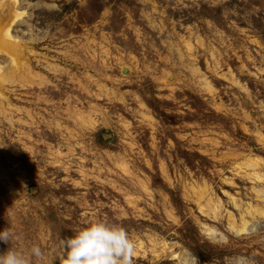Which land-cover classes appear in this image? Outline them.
<instances>
[{
  "label": "rangeland",
  "instance_id": "1",
  "mask_svg": "<svg viewBox=\"0 0 264 264\" xmlns=\"http://www.w3.org/2000/svg\"><path fill=\"white\" fill-rule=\"evenodd\" d=\"M17 10L30 70L0 88L13 246L59 264L60 241L104 218L134 239V264H264V0ZM0 65L13 71L8 55Z\"/></svg>",
  "mask_w": 264,
  "mask_h": 264
},
{
  "label": "clouds",
  "instance_id": "2",
  "mask_svg": "<svg viewBox=\"0 0 264 264\" xmlns=\"http://www.w3.org/2000/svg\"><path fill=\"white\" fill-rule=\"evenodd\" d=\"M16 234L12 228L0 232V241L11 247L0 254V264H41L45 252L33 245L25 253L13 246ZM65 254L59 264H134L135 241L118 223L101 218L80 229L70 238L62 239Z\"/></svg>",
  "mask_w": 264,
  "mask_h": 264
},
{
  "label": "bare ground",
  "instance_id": "3",
  "mask_svg": "<svg viewBox=\"0 0 264 264\" xmlns=\"http://www.w3.org/2000/svg\"><path fill=\"white\" fill-rule=\"evenodd\" d=\"M17 3L18 0H0V53L10 56L13 67V71L5 72L0 65V88L7 84L10 76L22 75L23 72H28L30 70L29 63L25 60V57H23V47L20 43H16L12 35L14 25L18 23L20 19L22 20V17L26 14L25 12L17 10ZM259 179L264 181V178L259 177ZM255 228V226L248 227L247 224H245L241 229H237V232L240 234L243 231L252 232ZM209 231V235L216 239V231ZM187 256L188 255H185L181 258L175 255V257L183 259V264H192L193 261Z\"/></svg>",
  "mask_w": 264,
  "mask_h": 264
}]
</instances>
